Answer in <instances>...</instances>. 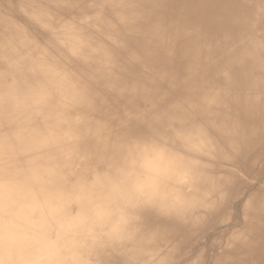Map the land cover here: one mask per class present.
<instances>
[{"label":"bare ground","instance_id":"bare-ground-1","mask_svg":"<svg viewBox=\"0 0 264 264\" xmlns=\"http://www.w3.org/2000/svg\"><path fill=\"white\" fill-rule=\"evenodd\" d=\"M0 264H264V0H0Z\"/></svg>","mask_w":264,"mask_h":264}]
</instances>
